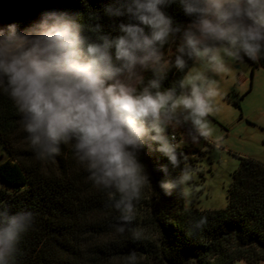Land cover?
<instances>
[{"label": "clouds", "instance_id": "1", "mask_svg": "<svg viewBox=\"0 0 264 264\" xmlns=\"http://www.w3.org/2000/svg\"><path fill=\"white\" fill-rule=\"evenodd\" d=\"M172 3L191 18L187 24L165 14ZM104 14L123 18L115 35L105 33L94 14L82 23L55 10L23 29L0 27V92L19 114L34 157L53 160L69 146L91 184L105 193L104 207L116 213L115 230L123 233L149 185L140 150L155 144L173 168L181 164L167 129L187 123L189 139L201 138L218 94L215 75L264 50V0H112ZM177 34L179 42L166 54L164 46ZM169 68L184 75L162 89ZM160 171L165 195L179 191L189 176L186 167L172 176L166 166ZM207 223L203 215L190 219L186 236ZM32 224L31 211H11L0 201V264H16Z\"/></svg>", "mask_w": 264, "mask_h": 264}, {"label": "trees", "instance_id": "2", "mask_svg": "<svg viewBox=\"0 0 264 264\" xmlns=\"http://www.w3.org/2000/svg\"><path fill=\"white\" fill-rule=\"evenodd\" d=\"M112 0H0V27L15 23L20 29L45 11H65L88 23L98 17L105 33L115 35L123 18L104 14ZM163 11L181 26L190 21L178 3ZM147 31V29L145 30ZM176 38L164 46L174 51ZM248 62L264 69V50ZM190 67L191 61H188ZM187 69H185L186 71ZM145 72V80L150 78ZM184 72L169 68L161 88L175 87ZM179 90V89H177ZM238 96L234 101L239 107ZM19 125V114L0 92V144L7 158L0 162V201L11 211L26 209L33 224L18 245L16 264H259L264 261V165L239 158L231 174L224 208L201 210L184 206L181 189L165 195L158 187L166 166L170 176L191 170L195 158L187 147L177 148L181 164L173 168L156 145L144 146L139 159L149 185L142 189L135 218L123 233L115 230L116 213L104 207L105 193L89 181L74 160L71 148L61 146L53 160H37ZM177 139V138H176ZM206 216L207 225L194 237L186 236L188 221Z\"/></svg>", "mask_w": 264, "mask_h": 264}, {"label": "rangeland", "instance_id": "3", "mask_svg": "<svg viewBox=\"0 0 264 264\" xmlns=\"http://www.w3.org/2000/svg\"><path fill=\"white\" fill-rule=\"evenodd\" d=\"M215 79L218 94L213 98L214 110L205 117L208 125L201 138L195 142L189 139L192 130L187 123L167 129L176 134L177 148L187 147L195 158L180 189L184 206L193 204L201 210L226 206L231 174L239 158H251L264 165V69L252 68L246 61L229 64ZM238 96L239 107L234 103ZM6 158L0 144V162Z\"/></svg>", "mask_w": 264, "mask_h": 264}, {"label": "built area", "instance_id": "4", "mask_svg": "<svg viewBox=\"0 0 264 264\" xmlns=\"http://www.w3.org/2000/svg\"><path fill=\"white\" fill-rule=\"evenodd\" d=\"M170 133H173L175 135V137H176V134L174 132H170Z\"/></svg>", "mask_w": 264, "mask_h": 264}, {"label": "water", "instance_id": "5", "mask_svg": "<svg viewBox=\"0 0 264 264\" xmlns=\"http://www.w3.org/2000/svg\"><path fill=\"white\" fill-rule=\"evenodd\" d=\"M36 20H37V19H36ZM36 20H34V21H36ZM34 21H33V22H34ZM33 22H31V23H33ZM31 23H30V24H31ZM30 24H29V25H30Z\"/></svg>", "mask_w": 264, "mask_h": 264}]
</instances>
